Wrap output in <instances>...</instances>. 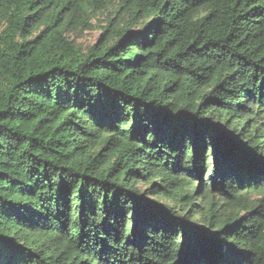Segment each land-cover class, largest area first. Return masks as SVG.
Listing matches in <instances>:
<instances>
[{"label":"trees","instance_id":"1","mask_svg":"<svg viewBox=\"0 0 264 264\" xmlns=\"http://www.w3.org/2000/svg\"><path fill=\"white\" fill-rule=\"evenodd\" d=\"M0 264H264V0H0Z\"/></svg>","mask_w":264,"mask_h":264},{"label":"rangeland","instance_id":"2","mask_svg":"<svg viewBox=\"0 0 264 264\" xmlns=\"http://www.w3.org/2000/svg\"><path fill=\"white\" fill-rule=\"evenodd\" d=\"M99 36V30H92L84 32L82 35H78L74 38L76 44L81 47V49H86L88 46L92 45ZM142 189L145 188V185H140ZM161 201V200H160Z\"/></svg>","mask_w":264,"mask_h":264}]
</instances>
